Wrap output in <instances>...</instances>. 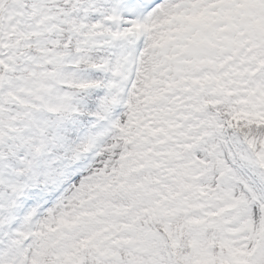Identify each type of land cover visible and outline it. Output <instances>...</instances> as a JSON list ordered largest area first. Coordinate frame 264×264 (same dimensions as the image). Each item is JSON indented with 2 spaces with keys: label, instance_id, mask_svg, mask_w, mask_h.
<instances>
[{
  "label": "snow or ice",
  "instance_id": "snow-or-ice-1",
  "mask_svg": "<svg viewBox=\"0 0 264 264\" xmlns=\"http://www.w3.org/2000/svg\"><path fill=\"white\" fill-rule=\"evenodd\" d=\"M0 264H264V0H0Z\"/></svg>",
  "mask_w": 264,
  "mask_h": 264
}]
</instances>
